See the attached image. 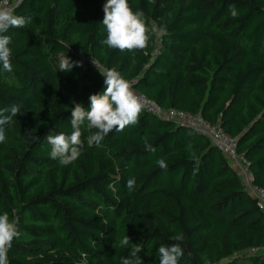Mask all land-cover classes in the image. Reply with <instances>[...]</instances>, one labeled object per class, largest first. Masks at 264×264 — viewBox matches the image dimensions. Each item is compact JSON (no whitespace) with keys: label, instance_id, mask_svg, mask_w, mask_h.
I'll use <instances>...</instances> for the list:
<instances>
[{"label":"trees","instance_id":"1","mask_svg":"<svg viewBox=\"0 0 264 264\" xmlns=\"http://www.w3.org/2000/svg\"><path fill=\"white\" fill-rule=\"evenodd\" d=\"M106 2L22 0L13 11L31 23L5 33L12 71L0 65V109L21 108L0 143V214L20 231L9 264H120L137 244L144 264H159L158 248L177 234L179 264H264V214L205 135L143 110L137 124L99 146L87 145L83 127L82 155L67 166L50 158L46 141L71 133L73 101L87 108L104 90L94 58L157 106L218 122L264 188V0H129L149 24L166 28L131 53L101 43ZM58 53L82 66L59 71ZM125 236L130 244L121 246Z\"/></svg>","mask_w":264,"mask_h":264},{"label":"clouds","instance_id":"2","mask_svg":"<svg viewBox=\"0 0 264 264\" xmlns=\"http://www.w3.org/2000/svg\"><path fill=\"white\" fill-rule=\"evenodd\" d=\"M103 11L102 24L107 35L101 43L109 49L130 53L145 50L152 37L159 39L166 33L164 26H157L155 22L149 24L142 10L134 11L129 0H107L103 5ZM229 12L233 18L239 15L235 5L230 6ZM30 23L31 17L16 15L7 8L0 7V65L3 71H12V49L9 47L11 37L5 33L10 28H25ZM58 62V70L63 72H70L74 66H82L81 61H72L64 53H58ZM92 63L95 65L94 61ZM100 73L104 77L105 86L102 93L91 94L87 108L82 103L73 101L74 107L71 109L70 116L71 133L60 132L46 136V141L50 145V158L58 160L61 165H70L82 155L85 143L82 139L83 127H86L90 133L87 136V145L99 146L111 132H120L127 126L137 124L145 108L141 98L133 90L132 82L125 79L118 70L111 68ZM20 111V106L15 104L0 109V143L6 142V127L11 125L13 118H16ZM36 138L39 139L38 136ZM144 148L146 151H156L147 138H144ZM187 151L198 166L200 160L191 143L187 145ZM156 164L160 169L168 168L163 158L157 159ZM126 186L130 190L133 189L135 179H128ZM19 237L17 222L10 220L7 212L0 214V264H9L8 252L12 248L13 241ZM171 239L175 243L168 246L161 245L158 248L159 264H179L184 255V249L181 246L184 240L183 235L177 234ZM120 244L128 246L130 238L123 237ZM141 251H143L141 245H134L129 256L121 257L120 264H144L139 255Z\"/></svg>","mask_w":264,"mask_h":264},{"label":"built area","instance_id":"3","mask_svg":"<svg viewBox=\"0 0 264 264\" xmlns=\"http://www.w3.org/2000/svg\"><path fill=\"white\" fill-rule=\"evenodd\" d=\"M21 1L22 0H3L0 3V7L7 8L9 11L13 12L15 7L19 5ZM92 61H94L95 65ZM90 62L99 72H103L107 69L94 58H90ZM132 87L144 103V110L146 112L160 119L175 122L177 125L186 126L191 130L208 137L212 143L220 149L222 155L228 161L230 168L239 175L243 183L246 185L250 195L256 199L257 207L264 214V188L254 184L249 168L250 164L246 160L244 154L238 151L237 138L227 134L218 122L211 123L201 114H191L174 108H161L148 99L144 94L135 90L133 83Z\"/></svg>","mask_w":264,"mask_h":264},{"label":"rangeland","instance_id":"4","mask_svg":"<svg viewBox=\"0 0 264 264\" xmlns=\"http://www.w3.org/2000/svg\"><path fill=\"white\" fill-rule=\"evenodd\" d=\"M250 254H251L250 252H244V253H241L240 256H241V257H244V256H246V255H250Z\"/></svg>","mask_w":264,"mask_h":264}]
</instances>
